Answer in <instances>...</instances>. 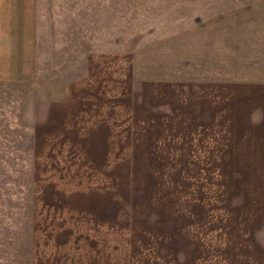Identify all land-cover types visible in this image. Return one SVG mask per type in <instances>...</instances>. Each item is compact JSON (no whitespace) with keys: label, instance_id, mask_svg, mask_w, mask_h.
<instances>
[{"label":"crops","instance_id":"crops-1","mask_svg":"<svg viewBox=\"0 0 264 264\" xmlns=\"http://www.w3.org/2000/svg\"><path fill=\"white\" fill-rule=\"evenodd\" d=\"M88 1L0 0V90L31 84V145L70 137L86 122L112 128L121 97L142 144L174 146L178 175L182 162V175L226 183L178 187L173 234L159 224L120 228L115 198L104 196L108 212L87 195L112 193V186H45L43 192L67 196L53 217L32 218L27 264H264V69L244 62V49L256 46L246 19L226 25V72L201 61L205 67L175 77H151L137 70L132 50L120 51L118 39L88 26L97 0ZM246 11L223 0L216 13L203 15H257ZM6 207L0 202V264L7 263Z\"/></svg>","mask_w":264,"mask_h":264},{"label":"rangeland","instance_id":"rangeland-1","mask_svg":"<svg viewBox=\"0 0 264 264\" xmlns=\"http://www.w3.org/2000/svg\"><path fill=\"white\" fill-rule=\"evenodd\" d=\"M225 1L228 9L246 8L247 13L257 15H232L230 19L220 14L203 15L216 13L223 0H113L111 24L107 11L110 0H97L95 8L90 6L94 3L90 0L88 7L97 15L95 21L88 20V26L96 23L97 35L113 42L118 39L120 51L132 50L135 66L142 75L175 77L178 70L205 67L197 63L201 61H208L216 74L226 72V25L238 23L237 18L244 23L245 18L246 35L256 46L244 49L249 57L244 62L247 67L252 62L264 69V0ZM229 51L232 53L233 49ZM123 65L120 72L125 73L128 66ZM35 96L30 83L16 91L0 90V202L7 206V236L1 241V256L6 255V264H27L32 218L36 222L38 218L53 217L51 211L62 205L59 197L67 196L62 192H43L45 186H112V193L98 191L87 195H95L99 209L108 208V212L110 206L104 196L112 195L120 228L127 222L135 227L159 224L173 234L178 187L181 190L182 186L213 180L216 184L226 183L224 178L182 175V162L178 175L174 146L142 144V139L128 127L126 105L122 104L125 99L121 97L112 128L91 129L86 122L85 129L72 130L70 137L57 136L53 140L56 143H44L43 138L42 143L32 146L31 103ZM104 116L106 120L105 113ZM105 120L103 123H108ZM186 194L179 192L180 196Z\"/></svg>","mask_w":264,"mask_h":264},{"label":"trees","instance_id":"trees-1","mask_svg":"<svg viewBox=\"0 0 264 264\" xmlns=\"http://www.w3.org/2000/svg\"><path fill=\"white\" fill-rule=\"evenodd\" d=\"M29 141H30V139H29Z\"/></svg>","mask_w":264,"mask_h":264}]
</instances>
